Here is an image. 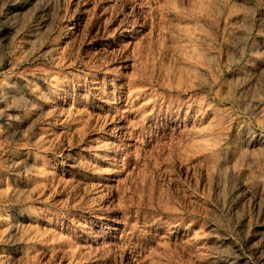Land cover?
I'll return each instance as SVG.
<instances>
[{
    "label": "rangeland",
    "instance_id": "obj_1",
    "mask_svg": "<svg viewBox=\"0 0 264 264\" xmlns=\"http://www.w3.org/2000/svg\"><path fill=\"white\" fill-rule=\"evenodd\" d=\"M0 264H264V0H0Z\"/></svg>",
    "mask_w": 264,
    "mask_h": 264
}]
</instances>
